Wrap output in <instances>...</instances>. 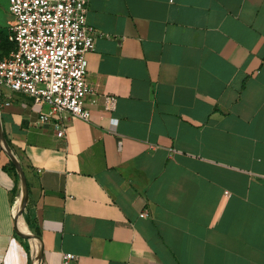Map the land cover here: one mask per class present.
<instances>
[{
    "label": "crops",
    "instance_id": "obj_1",
    "mask_svg": "<svg viewBox=\"0 0 264 264\" xmlns=\"http://www.w3.org/2000/svg\"><path fill=\"white\" fill-rule=\"evenodd\" d=\"M87 20L90 121L59 138L46 107L0 102L38 251L0 145V264H264V0H91Z\"/></svg>",
    "mask_w": 264,
    "mask_h": 264
},
{
    "label": "built area",
    "instance_id": "obj_2",
    "mask_svg": "<svg viewBox=\"0 0 264 264\" xmlns=\"http://www.w3.org/2000/svg\"><path fill=\"white\" fill-rule=\"evenodd\" d=\"M90 1L8 0L7 39L14 50L0 60V102L21 94L46 107L39 121L52 125L59 138L66 134L67 116L91 120L85 99L96 91L87 80V56L97 36L87 20ZM106 101L114 109L116 98ZM63 260L68 264L76 256L65 254Z\"/></svg>",
    "mask_w": 264,
    "mask_h": 264
},
{
    "label": "water",
    "instance_id": "obj_3",
    "mask_svg": "<svg viewBox=\"0 0 264 264\" xmlns=\"http://www.w3.org/2000/svg\"><path fill=\"white\" fill-rule=\"evenodd\" d=\"M0 145L5 150V152L8 154V156H9L11 162L13 163L14 167L16 168V171H17V173L19 175V178H20L21 196L23 195V200H22V202L20 204V207L18 209V215L19 214L22 215L25 203H26L27 198H28V185H27V181H26L25 175H24V173L22 171V168H21L17 158L15 157L12 149L8 145L6 139H5L4 135H3L2 126H1V119H0ZM18 215H16L17 222H18ZM22 236H23V234H22ZM28 238L31 239L32 241L36 242V237L29 230H28ZM37 255H38V251H37V247H36V254L34 255L35 260L37 259Z\"/></svg>",
    "mask_w": 264,
    "mask_h": 264
},
{
    "label": "rangeland",
    "instance_id": "obj_4",
    "mask_svg": "<svg viewBox=\"0 0 264 264\" xmlns=\"http://www.w3.org/2000/svg\"><path fill=\"white\" fill-rule=\"evenodd\" d=\"M8 0H0V58L4 57L8 51L7 37H8ZM19 223V222H18ZM19 230L22 231L23 238L25 240L28 238V232L25 227L19 223ZM22 230H21V229Z\"/></svg>",
    "mask_w": 264,
    "mask_h": 264
},
{
    "label": "trees",
    "instance_id": "obj_5",
    "mask_svg": "<svg viewBox=\"0 0 264 264\" xmlns=\"http://www.w3.org/2000/svg\"><path fill=\"white\" fill-rule=\"evenodd\" d=\"M7 44L9 45V46H8V51H7V53H6V55H5L4 57H1V58H0V60H2V59H4V58L8 57V56L10 55V53L14 50V46L8 42V39H7ZM10 169H11V171L14 173V175L17 177V180H18L19 175H18V173H17V171H16V168L14 167V165H13L12 162H10Z\"/></svg>",
    "mask_w": 264,
    "mask_h": 264
},
{
    "label": "bare ground",
    "instance_id": "obj_6",
    "mask_svg": "<svg viewBox=\"0 0 264 264\" xmlns=\"http://www.w3.org/2000/svg\"><path fill=\"white\" fill-rule=\"evenodd\" d=\"M22 200H23V195L21 196L20 201H19V203L17 205L16 211H15L16 215H18V209L20 207V204H21ZM22 215L21 214L18 215V222L20 224H22L25 227V229L27 230V232H28V229H27L26 224H25L24 219H23L24 217H22ZM33 246H34V255H35L36 254V246H35V242L34 241H33Z\"/></svg>",
    "mask_w": 264,
    "mask_h": 264
}]
</instances>
